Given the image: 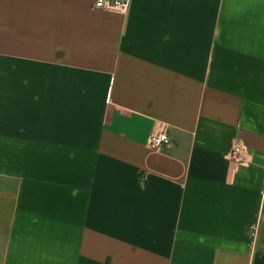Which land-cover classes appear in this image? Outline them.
I'll return each instance as SVG.
<instances>
[{
  "label": "crops",
  "instance_id": "obj_1",
  "mask_svg": "<svg viewBox=\"0 0 264 264\" xmlns=\"http://www.w3.org/2000/svg\"><path fill=\"white\" fill-rule=\"evenodd\" d=\"M129 1L0 0V264H264V0Z\"/></svg>",
  "mask_w": 264,
  "mask_h": 264
},
{
  "label": "built area",
  "instance_id": "obj_2",
  "mask_svg": "<svg viewBox=\"0 0 264 264\" xmlns=\"http://www.w3.org/2000/svg\"><path fill=\"white\" fill-rule=\"evenodd\" d=\"M129 3V0H92L94 9L121 15H125L128 12ZM166 128L167 126L162 124L157 131L150 134L147 144L151 149H159L169 142L166 135ZM243 149L241 144H235L228 156L229 159L236 163H244L246 159L242 155Z\"/></svg>",
  "mask_w": 264,
  "mask_h": 264
}]
</instances>
